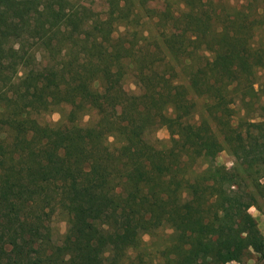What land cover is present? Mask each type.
<instances>
[{
  "label": "trees",
  "instance_id": "trees-1",
  "mask_svg": "<svg viewBox=\"0 0 264 264\" xmlns=\"http://www.w3.org/2000/svg\"><path fill=\"white\" fill-rule=\"evenodd\" d=\"M106 1L104 15L82 0H0V264L263 259L250 208L264 198V0L225 18L214 10L219 26L189 38L190 62H179L223 140L209 118L192 120L196 100L145 34L140 8L165 28L178 23L180 0L159 12L150 0ZM237 105L246 113L235 124ZM63 106L60 123L40 119ZM161 127L169 141H150ZM225 145L255 191L215 162ZM198 160L207 163L199 173ZM55 219L67 222L59 242ZM162 228L172 230L167 242L148 248L144 235Z\"/></svg>",
  "mask_w": 264,
  "mask_h": 264
},
{
  "label": "rangeland",
  "instance_id": "rangeland-1",
  "mask_svg": "<svg viewBox=\"0 0 264 264\" xmlns=\"http://www.w3.org/2000/svg\"><path fill=\"white\" fill-rule=\"evenodd\" d=\"M77 1V0H73ZM140 0H134L135 3H138ZM245 0H215L214 5H202L197 0H180L177 3L173 4L171 8L173 11L177 13V24H169L167 27H161L157 25L158 18L152 16L150 18L145 16V12L140 8L141 13L143 15V20H145V34H151L154 38L158 40L160 43L164 54L170 60L177 69L178 72V80L183 85L186 90L189 92V96L194 98L197 102V112L193 117V121H201L203 117H207L210 119L207 111H206V99L203 96H198L194 89L191 87V81L183 71V65L179 62H190V60H186L185 58V49L190 48L193 43L189 41V38H195V34L198 33L203 34L207 29H216L219 26L220 20L216 17V13L223 14L222 18H225L226 11L232 12L235 6L242 4ZM82 2L87 5H92L94 9L102 12V14L106 13L107 1L106 0H82ZM168 0H150L148 2V6L155 8L158 12L166 9V4ZM215 10V12H214ZM196 44V43H195ZM198 55L207 54L212 57V53L209 51H204L203 49H197ZM197 58V57H195ZM201 57V62L203 61ZM198 60L195 61V65ZM200 62H198L199 64ZM259 74L264 75V71L260 70ZM262 80L259 81V83ZM257 83L255 85L256 89L260 88V84ZM125 88L130 92H136L137 89L133 82L132 78H128L124 84ZM236 114L233 118V123L237 124L240 121V118L246 113L245 109L241 106L237 105ZM69 110V106H63L61 109L56 110L54 112H50L47 114H43L40 119L45 123L50 124H58L63 120L64 115ZM97 119V112L92 111L89 114L85 115L82 118V123L87 125L89 123L94 122ZM214 130L217 132L218 136L221 140L223 137L218 130L216 124L210 119L209 120ZM147 138L150 141H155L156 139H162L163 141H169L170 132L167 127H161L156 130L154 133H148ZM215 162L219 165H223L228 169L236 168L238 169L242 177L249 183V189L255 191V187L252 184V179L249 176V171L243 165H239L236 158L233 156L229 147L225 145L224 150L219 153L216 157ZM194 166L199 172H201L205 167H207V163L202 160H198ZM255 170V169H254ZM196 175V174H195ZM194 175V176H195ZM261 182L264 183V177L261 179ZM250 212L256 218L258 228L260 232L264 235V198H259V207L252 206L250 208ZM54 226V236L56 241H61L66 230H67V222L63 219H55L53 222ZM171 229H160L155 235L146 234L144 235V240L149 243L148 248H152V242L156 241L159 244L166 243L167 237L171 234ZM227 264H264V258H260L259 254L254 253L251 257L246 258L242 263L238 261L228 262Z\"/></svg>",
  "mask_w": 264,
  "mask_h": 264
}]
</instances>
